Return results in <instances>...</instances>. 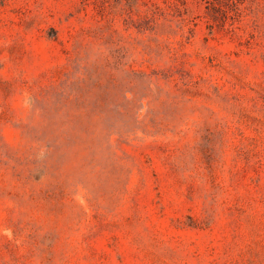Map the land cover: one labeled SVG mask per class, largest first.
<instances>
[{"label":"rangeland","instance_id":"374dc122","mask_svg":"<svg viewBox=\"0 0 264 264\" xmlns=\"http://www.w3.org/2000/svg\"><path fill=\"white\" fill-rule=\"evenodd\" d=\"M0 264H264V0H0Z\"/></svg>","mask_w":264,"mask_h":264}]
</instances>
